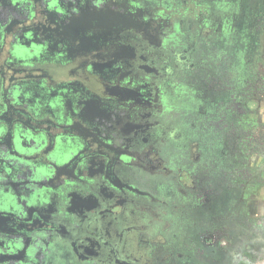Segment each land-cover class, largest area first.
I'll return each mask as SVG.
<instances>
[{
    "label": "flooded vegetation",
    "instance_id": "af4514ba",
    "mask_svg": "<svg viewBox=\"0 0 264 264\" xmlns=\"http://www.w3.org/2000/svg\"><path fill=\"white\" fill-rule=\"evenodd\" d=\"M263 20L262 0H0V264H250L234 138Z\"/></svg>",
    "mask_w": 264,
    "mask_h": 264
},
{
    "label": "rangeland",
    "instance_id": "374dc122",
    "mask_svg": "<svg viewBox=\"0 0 264 264\" xmlns=\"http://www.w3.org/2000/svg\"><path fill=\"white\" fill-rule=\"evenodd\" d=\"M262 1L264 12V0ZM262 23L264 24V20ZM261 39V49L256 54L251 67L253 74L245 88L247 91L245 95H240L244 101V111L238 119L241 126L240 137L234 138V141L235 150L242 155V159L245 158L242 161L248 182L253 184V188L250 189L252 200L250 214L254 217L262 216L264 224V33ZM187 198L191 199L192 194ZM194 212H175L172 221L169 222L167 230L171 231L173 228L180 242L186 243L188 236H192L197 226V215ZM256 244L257 249L254 250V258L250 260V264H264V227L259 233ZM239 260L241 259L236 260L234 264Z\"/></svg>",
    "mask_w": 264,
    "mask_h": 264
},
{
    "label": "water",
    "instance_id": "95a60500",
    "mask_svg": "<svg viewBox=\"0 0 264 264\" xmlns=\"http://www.w3.org/2000/svg\"><path fill=\"white\" fill-rule=\"evenodd\" d=\"M51 165H52L53 169H56L58 166V164H56L55 162L52 163ZM29 179H30L29 183L22 184L25 186V189L36 188L35 186L36 185L39 186V184L42 182V180H41L42 178H40V175H39L38 171H36V170L33 171V173L29 175ZM30 192L34 193L35 191H34V189H31ZM29 203H30V201H29ZM5 205H6V207H9L7 205V203ZM14 244H17V242H14Z\"/></svg>",
    "mask_w": 264,
    "mask_h": 264
}]
</instances>
